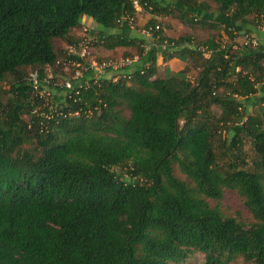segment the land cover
I'll use <instances>...</instances> for the list:
<instances>
[{
	"label": "trees",
	"instance_id": "obj_1",
	"mask_svg": "<svg viewBox=\"0 0 264 264\" xmlns=\"http://www.w3.org/2000/svg\"><path fill=\"white\" fill-rule=\"evenodd\" d=\"M177 1L139 0L157 16L177 9L185 23L193 9L206 10L200 23L230 38L238 23L264 24V0ZM138 13L132 0H0V83L14 77L5 101L0 86V264H188L195 251L201 264L238 256L264 264V41L209 38L205 57L187 45L193 36L169 39L161 28L152 37L173 45L146 49L129 33ZM84 17L102 26L97 46L138 59L128 76L75 82L62 104L38 112L45 95L25 69L40 79L57 71V40L79 43ZM186 52L193 80L187 69L158 75L160 54ZM260 90V113L244 114L241 99ZM225 190L243 197L255 221L211 205Z\"/></svg>",
	"mask_w": 264,
	"mask_h": 264
},
{
	"label": "rangeland",
	"instance_id": "obj_2",
	"mask_svg": "<svg viewBox=\"0 0 264 264\" xmlns=\"http://www.w3.org/2000/svg\"><path fill=\"white\" fill-rule=\"evenodd\" d=\"M172 2V1H171ZM150 11V10H147ZM193 14L191 16H189L188 18H195L193 19V22H182L178 15H179V11L177 9L174 10V15L172 16H161V17H156L154 19V24L159 25L162 28V31L164 32L165 36L167 38H179L181 36L184 35H190L193 36V41L191 42H187V45L191 46V43L194 45H197L198 47H200L203 51L206 49V47L202 44L205 40L209 39V38H215L221 42H229L227 38L224 37L223 34V30L226 32L225 27H221V28H211L208 25H202L200 23V19L203 18L202 14L198 11H194V9L192 10ZM139 15L138 17H136V19L134 20L135 22L130 23L133 25V27L136 28V30H141L142 28L144 30L147 29V27H145L146 24L150 23V21H148V13L146 11L141 10L139 11ZM151 13V12H150ZM195 14V15H194ZM151 24V23H150ZM87 28V30H84V28ZM99 27H102L101 25H99ZM150 27V26H149ZM264 24H260L259 28H263ZM79 37H82V39L80 40V42L78 43H66V42H62V40H57V51H58V57H59V61H60V67L57 69V71L54 72V69L51 67H48V69H46V75L41 79L40 84H39V88L36 89L38 91L36 92H40V95L44 96L45 95V99L44 102L40 105L35 107V110H38V112L41 110V108H43L44 106H48L50 107L51 103L53 104V107H55L56 105H60L64 102V96L66 94V90L64 89V87L61 85V83L63 82V80H65L66 78L70 77L71 75H73L75 73L76 70L81 71L82 67L81 66H76V65H72L69 66L68 64V60L70 59L71 61H78L79 56H77L75 53L79 52L82 47L85 46V44H82L83 40L85 38H91L90 42L87 44L88 49L90 50V56L88 58V60H97L100 61V58L106 59V58H116L119 59L122 57V52L119 51H114V52H110L109 50H106V48L104 46L100 45H96L97 44V40H98V32L99 29L96 25V22H87L83 25L80 26L79 28ZM147 33V32H146ZM248 33H253V32H248ZM151 37L152 34L148 33ZM256 34V33H254ZM257 36V34H256ZM153 39V37H152ZM168 42H170L168 40ZM206 51V50H205ZM72 54V55H71ZM71 55V56H70ZM75 56V57H74ZM205 56V55H203ZM182 61H184L185 63H187L184 67L183 70H176L173 67H171L170 65L167 66L169 68V71H165V67L166 65H162L161 68V72L159 74H161L163 77H167L170 76L174 73H185L184 70L187 69V76L190 79H194L196 77L197 74V68H191L190 67V63H192L191 59H189V55L188 52L183 53V55L178 56ZM206 57V56H205ZM201 59L198 60V62H200ZM25 71L28 72V75L37 71V69L29 67L26 68ZM113 73V72H112ZM115 74H117L118 72H114ZM53 74V77L51 78L52 81H48L51 80L49 79L50 75ZM28 77V76H27ZM14 77L12 75H8L5 80L3 82L0 83L1 86V94L3 97V100H7V98H9L10 96V87H11V83L13 82ZM57 83L59 85H57ZM35 97V94H33ZM261 95L262 92L261 90L259 91L258 94L251 96L250 98H245V99H241L242 101V105H244L242 107V109L244 108L245 112L244 114H259L260 113V107H261ZM120 110L123 114H128V109L125 107V105H121L120 106ZM241 109V110H242ZM220 108L217 106H213V111L216 114L220 113ZM28 113H26L24 115V117L26 118V116ZM246 117H244L245 119ZM1 116H0V120H1ZM245 150L247 151V153L249 155H251L253 153L252 151V142L248 137H245ZM115 170L118 172L119 175L121 176H125L127 172L126 168L123 169H117L115 168ZM175 173L177 176L187 179L186 176L180 171V169L178 168V166H175ZM188 180V179H187ZM211 205H218L219 208L223 211V213L225 215H229V216H235L237 217L239 220L243 221L246 224H250L251 222L255 221V218L252 214V212L250 211V209L245 205L244 203V199L243 197L236 191V190H225L224 193V197L218 201L216 200H210ZM205 261V255L199 251H195L193 252L191 255H189L188 259H187V263L188 264H201ZM228 264H255L254 262H250L245 260L242 256H238L236 257L234 260H232L230 263Z\"/></svg>",
	"mask_w": 264,
	"mask_h": 264
},
{
	"label": "built area",
	"instance_id": "obj_3",
	"mask_svg": "<svg viewBox=\"0 0 264 264\" xmlns=\"http://www.w3.org/2000/svg\"><path fill=\"white\" fill-rule=\"evenodd\" d=\"M132 1L137 11L143 10V7L139 2V0H132ZM129 23H133V18H129ZM160 29L161 27L159 25H156L155 27L153 26L148 27L145 31L147 33L152 34L153 31H158ZM84 30H87V28L85 27ZM90 39L91 38L88 37L85 38L82 42V44H85V46L82 47V49L79 52L75 53L77 56H79L78 61H71L70 59L68 60L69 66L72 65L81 66L82 69L81 71H79L80 69L76 70L73 75L63 80L61 85L65 89L75 88V82H80V86L85 85L90 79H93L94 82H97L101 77L111 78L112 80H117L121 77H126L128 76L127 73L129 72V70L126 71V68L131 66L132 63L138 59V56H134V57H122L119 59L116 58L108 59L103 61L88 60L90 56V50L88 49L87 44L90 42ZM158 40H161V33H157L156 36L153 37L152 44L145 46L146 49L150 48L151 45L159 44L163 48H166L169 45H173V42H168V40H164V41L161 40L160 42ZM262 41H264V35L256 36L254 34L245 32L242 34H235L230 42L233 43L234 47H238L240 45L257 47L260 45ZM204 55L206 57H209L210 52L204 50ZM114 72H118V73L115 74ZM86 74H88L89 76H87ZM49 77H50L49 79H51L53 77V74L50 75ZM30 80L33 82L35 90L38 89L41 81L40 73L38 71L31 73ZM48 81H52V79ZM57 85L59 84L57 83Z\"/></svg>",
	"mask_w": 264,
	"mask_h": 264
},
{
	"label": "crops",
	"instance_id": "obj_4",
	"mask_svg": "<svg viewBox=\"0 0 264 264\" xmlns=\"http://www.w3.org/2000/svg\"><path fill=\"white\" fill-rule=\"evenodd\" d=\"M172 1V2H171ZM160 2H162L163 4H172V5H175L178 1L177 0H160ZM148 13V21H150L152 19V17H161V15H155L153 14V12L150 13V11H147V10H144ZM198 12H200L202 14L203 17H207L208 16V12L206 10H199ZM140 13H138L139 15ZM137 15V17H138ZM94 22L92 19L88 18V17H84V22ZM98 29L100 28L99 25L96 23ZM243 25H241L240 23H238L237 27H236V31H235V34H242V33H245V32H253L252 34L256 33L257 36H263L264 35V27L263 28H255L254 26H251V25H246L244 27H242ZM77 31H79V28L76 29ZM130 35L131 36H137L141 39H143L145 41V44L146 46H148L149 44H152L153 42V39L152 37L146 33V31L142 28L141 30H136L135 27L133 26H130ZM223 34H224V37L228 39V41H231V39L233 38H230L228 35V33L226 34L225 31L223 30ZM254 34V35H256ZM101 47V45H100ZM106 50H109L110 52H114V51H119V52H122L124 51V48L123 47H117L115 49H107ZM187 63H185L184 61H182L178 56H174V57H171L169 59H164V57L160 54L158 56V59H157V65H158V75L163 77L161 74H159L161 72V66L163 65H166L165 67V71H169V68L167 66H171L173 67L174 69L176 70H183L185 65ZM259 93V92H258ZM257 93V94H258Z\"/></svg>",
	"mask_w": 264,
	"mask_h": 264
}]
</instances>
